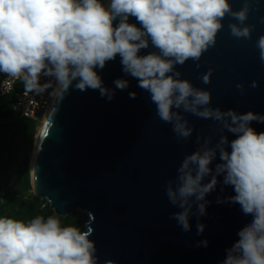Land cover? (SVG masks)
Returning a JSON list of instances; mask_svg holds the SVG:
<instances>
[{"label":"clouds","instance_id":"clouds-1","mask_svg":"<svg viewBox=\"0 0 264 264\" xmlns=\"http://www.w3.org/2000/svg\"><path fill=\"white\" fill-rule=\"evenodd\" d=\"M254 2L243 0L234 11L230 0H0V74L19 80L25 94L48 92L62 100L70 88L91 89L110 102L116 90L129 87V80L118 78L108 88L97 70L119 56L122 72L149 93L156 115L171 124L178 140H188L194 132L184 113L214 122L219 139L213 144L211 134L196 136L199 147L185 155L165 194L179 209L169 219L189 232L195 217L201 235L205 225L199 221L210 204L206 197L218 185L221 193L233 190L234 195L218 196L216 203L239 205L252 219L225 249L221 264H264V131L252 127L264 123V114L212 107L211 92L181 79L176 66L197 62L214 47L226 16L236 21L228 24L231 35L250 40L256 25L246 21ZM150 46L155 50L141 54ZM256 46L264 64V35ZM213 71L200 76L202 83H211ZM250 87L259 82L253 80ZM236 88L240 95L246 93L243 83ZM136 96L129 93L131 99ZM92 232L87 225L82 230L62 223L59 214L36 215L27 222L0 216V264H98ZM207 245V239L196 244Z\"/></svg>","mask_w":264,"mask_h":264},{"label":"water","instance_id":"water-1","mask_svg":"<svg viewBox=\"0 0 264 264\" xmlns=\"http://www.w3.org/2000/svg\"><path fill=\"white\" fill-rule=\"evenodd\" d=\"M230 3L235 11L243 0ZM252 8L246 21L256 25L250 40L233 37L228 24L236 21L226 16L215 46L199 61L176 66L181 79L211 92L212 107L264 114V64L256 46L264 35V23L260 22L264 0H255ZM130 22L136 21L130 18ZM154 50L150 46L141 54ZM209 68L214 71L206 85L200 76ZM97 71L106 87L114 88L113 81L118 78L128 79L129 87L116 90L110 102L98 91L74 88L62 100L56 99L34 157V195L47 200L61 217L75 211L88 215L85 225L93 229L90 239L96 243L98 264L107 260L114 264H221L225 249L238 240L237 232L252 219L239 205L216 203L218 196L234 195L233 190L228 187L221 193L218 185L206 197L210 204L199 221L205 225L201 235H197L195 217L189 232L169 219L179 209L165 194L166 183L175 179L185 155L199 147L196 136L211 134L213 144L219 139L216 125L184 113L194 132L188 140H178L171 124L156 115L149 93L122 72L119 56ZM253 80L259 87H250ZM238 83L245 86L243 96L236 88ZM130 92L137 93L135 99L129 98ZM252 127L264 131V123L253 122ZM223 134L229 140L234 138L231 133ZM205 239L207 247L196 246Z\"/></svg>","mask_w":264,"mask_h":264},{"label":"trees","instance_id":"trees-1","mask_svg":"<svg viewBox=\"0 0 264 264\" xmlns=\"http://www.w3.org/2000/svg\"><path fill=\"white\" fill-rule=\"evenodd\" d=\"M1 77L5 76L0 74ZM12 97L0 103V216H9L14 219L29 221L36 215H54L47 201L29 195L32 190L29 165L34 151L35 137L38 133V124L30 119L21 117L10 109ZM19 139L16 146L14 142ZM22 155V169L19 176V190L11 191L6 186L11 183V174L14 165ZM45 205L44 209L41 206ZM62 223L73 224L85 229L88 216L80 211L61 217Z\"/></svg>","mask_w":264,"mask_h":264},{"label":"built area","instance_id":"built-area-1","mask_svg":"<svg viewBox=\"0 0 264 264\" xmlns=\"http://www.w3.org/2000/svg\"><path fill=\"white\" fill-rule=\"evenodd\" d=\"M43 82L44 78L41 79V83ZM9 97H12L10 109L14 113L33 120L37 124L52 109L55 100V97L50 96L48 92L40 96H34L31 93L25 94L23 84L19 80L13 81L3 76L0 80V103Z\"/></svg>","mask_w":264,"mask_h":264},{"label":"rangeland","instance_id":"rangeland-1","mask_svg":"<svg viewBox=\"0 0 264 264\" xmlns=\"http://www.w3.org/2000/svg\"><path fill=\"white\" fill-rule=\"evenodd\" d=\"M103 2L105 4H107L108 0H103ZM1 78L2 77L0 76V80H1ZM44 122H45V119H43L38 124V133H37V136L35 137L36 139H35L34 151H33L32 156H31V162H29L30 163L29 170H30V176H31V185H32V172H33V166H34V163H33L34 162V157H35V154H36L37 143L40 140V136H41V134L43 132ZM18 143H19V139H17L14 142V145L13 146H16ZM22 161H23L22 160V155L20 154L19 155V159H18L17 163L14 165V168H13V171H12V174H11V183L9 184V186H6L11 191H17V190H19V186H20L19 185V176H20V171L22 169ZM29 195H34L33 186H32V190L25 196V198H28ZM45 201H47V200H45ZM44 207H45V205H42L41 206V209H44ZM84 214H86V213H84ZM69 215H71V214H69Z\"/></svg>","mask_w":264,"mask_h":264},{"label":"bare ground","instance_id":"bare-ground-1","mask_svg":"<svg viewBox=\"0 0 264 264\" xmlns=\"http://www.w3.org/2000/svg\"><path fill=\"white\" fill-rule=\"evenodd\" d=\"M56 102V98H55V100H54V103ZM54 103H53V105H54ZM52 110V109H51ZM51 110L45 115V117H44V119H45V122H44V127H45V125H46V123H47V121H48V118H49V116H50V112H51ZM44 127H43V130H44ZM38 145H39V141H38V143H37V147H38Z\"/></svg>","mask_w":264,"mask_h":264}]
</instances>
